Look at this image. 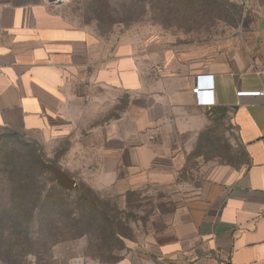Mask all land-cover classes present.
Wrapping results in <instances>:
<instances>
[{
    "label": "crops",
    "instance_id": "1",
    "mask_svg": "<svg viewBox=\"0 0 264 264\" xmlns=\"http://www.w3.org/2000/svg\"><path fill=\"white\" fill-rule=\"evenodd\" d=\"M249 3L264 20V0ZM191 59L171 51V83L154 89L145 82L150 62L142 43L112 50L61 14L0 0V130L43 133L65 124L102 160L105 189L124 195L155 185L190 197L166 219L137 222L119 264H264V97L249 93L264 88V68L235 50L203 70ZM197 75L213 77L214 105H197ZM112 92L135 104L129 120L109 119ZM156 105L164 113L153 115ZM219 110L244 161L211 167L203 189L191 188L180 180L187 157L175 143L199 135L209 123L206 112Z\"/></svg>",
    "mask_w": 264,
    "mask_h": 264
},
{
    "label": "rangeland",
    "instance_id": "2",
    "mask_svg": "<svg viewBox=\"0 0 264 264\" xmlns=\"http://www.w3.org/2000/svg\"><path fill=\"white\" fill-rule=\"evenodd\" d=\"M12 1L28 2L61 14L74 25L89 29L109 43L112 50L122 43L133 47L136 42L142 43L145 62H150L145 64V82L154 89H158L157 85L171 83V51L189 53L191 65L199 64L202 70L221 64L234 50L249 59L255 68H264V20L259 19L249 0H190L196 3V8H189V1L185 0L174 7L168 17L141 0H104L97 4L94 0ZM110 96L115 107L113 105L109 112V119L115 121L119 115H124L129 120L131 114L127 109L136 107L134 103L129 105L130 96L119 94L115 99L113 92ZM147 97V93L142 97L145 105L150 102L146 101ZM160 113H164V108L154 106L152 114ZM206 114L209 123L205 129L195 137H180L179 144L176 141L174 146L175 150L186 154L180 180L191 188L203 189V177L211 167L220 164L238 166L244 161L243 150L236 141L226 112L207 111ZM78 137L79 133L65 124L43 133L0 130V181L6 176L4 163L8 161L13 177L30 170L43 183L53 176L55 182L72 196L76 194L75 189H89L106 204L110 215L119 220L118 233L125 241L134 240L137 222L166 219L177 204L190 198L176 193L169 196L164 186L155 185L124 195L105 189L100 178L102 160L83 149L77 143ZM36 157L49 173L34 164ZM110 167L114 169L115 163L112 162ZM2 185L0 190L5 188ZM91 185L97 190L90 188ZM26 219L25 216L20 219L22 226L27 224ZM28 224L36 233L35 222ZM98 245L93 236L82 237L40 250L32 256L26 245L13 255L9 252L10 244H0V257H8L13 264H119L124 248L110 254ZM0 264L6 263L0 259Z\"/></svg>",
    "mask_w": 264,
    "mask_h": 264
},
{
    "label": "trees",
    "instance_id": "3",
    "mask_svg": "<svg viewBox=\"0 0 264 264\" xmlns=\"http://www.w3.org/2000/svg\"><path fill=\"white\" fill-rule=\"evenodd\" d=\"M181 1L185 0H141L165 17L171 16V10ZM187 1L189 8H196V3ZM104 4L108 6L106 2ZM95 13L99 14L98 9ZM34 164L49 173L37 157ZM9 166L6 161L3 171L6 176L0 181L5 187L0 190V203H5L0 204V244H10L9 252L13 255L25 245L29 247L28 254L36 256L40 250L89 236L98 242V248L110 254L124 248L125 239L118 233L119 220L110 215L106 204L93 191L79 188L75 189L77 195L72 196L55 182L53 176L46 179V183L39 181L30 170L13 177ZM22 216L27 218L25 226L20 223ZM33 221L37 225L36 233L28 224ZM0 259L13 264L6 256L1 255Z\"/></svg>",
    "mask_w": 264,
    "mask_h": 264
},
{
    "label": "built area",
    "instance_id": "4",
    "mask_svg": "<svg viewBox=\"0 0 264 264\" xmlns=\"http://www.w3.org/2000/svg\"><path fill=\"white\" fill-rule=\"evenodd\" d=\"M213 90H214V83H213V77L211 75L196 76V87H192V93L195 97V101L197 105L200 106L214 105L215 102L213 98ZM240 93H246V92H240ZM249 93L264 97V88Z\"/></svg>",
    "mask_w": 264,
    "mask_h": 264
}]
</instances>
